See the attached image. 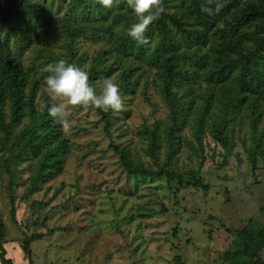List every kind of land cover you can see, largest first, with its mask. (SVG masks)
<instances>
[{
  "label": "rangeland",
  "instance_id": "1",
  "mask_svg": "<svg viewBox=\"0 0 264 264\" xmlns=\"http://www.w3.org/2000/svg\"><path fill=\"white\" fill-rule=\"evenodd\" d=\"M248 1L256 0H167L165 10L194 31L184 40L168 21L183 71L173 88L180 116L171 134L154 63L160 33L149 30L144 54L135 40L133 49H122L118 40L135 21L126 0H114L109 9L94 0H0V61L21 59L30 72L28 88L37 84L39 114L49 106L48 65L61 58L93 74L97 91L105 77L114 79L123 101L105 119L93 105L58 99L67 104L65 123L54 120L56 161L43 171L45 148L14 158L31 124L28 109L9 135L0 130L7 257L29 264L23 252L29 237L34 264H264V251L259 260L233 255L236 230L248 223L264 228V99L231 80L211 82L204 72V58L211 60L223 42L237 40L242 51H252L246 33L264 34L261 21L246 23L239 13ZM30 8L42 22L27 13ZM71 25L86 29L71 37ZM6 112L9 120L8 106ZM214 123L224 125L230 153L214 139ZM153 131L158 138L151 151ZM115 146L134 163L163 166L182 174L183 181L130 174ZM193 176L207 188L195 185Z\"/></svg>",
  "mask_w": 264,
  "mask_h": 264
},
{
  "label": "trees",
  "instance_id": "2",
  "mask_svg": "<svg viewBox=\"0 0 264 264\" xmlns=\"http://www.w3.org/2000/svg\"><path fill=\"white\" fill-rule=\"evenodd\" d=\"M166 5L167 0H162V10L158 18L150 23L145 35L148 37L149 43V30L151 28H156L160 33L159 48L161 52L157 53L154 63L158 65L162 76L164 96L171 113L172 134L178 125L180 116V106L173 92V88L178 84L179 76L183 74V71L178 65L179 55L175 50L178 38L172 32L168 21H173L174 25L181 30V37L184 40L190 39V36L194 35V31L187 29L181 19L169 14L165 10ZM193 8L198 13V19L204 20L205 11L197 4L193 5ZM27 13L33 14L37 22H42L32 8ZM239 13L244 17L246 23L252 24L261 21V25L264 27V0L246 2ZM11 17L17 25H20L21 20L16 17L15 13H12ZM21 27L22 25H20ZM68 29L69 36L73 37L75 33L84 32L86 28L82 25H71L68 26ZM11 31L12 29L8 31V34ZM245 36L254 43V50L242 51V45L237 40L230 39L227 42H223L220 44L218 50H214V56L211 60L206 59V57L204 58L205 62L207 61L208 63L204 70L205 77L211 82L224 83L226 80H231L241 90L254 92L264 99V34L248 32ZM118 44L122 49H133L135 42L127 35V29L120 36ZM147 44L139 45L140 53H145ZM124 76H127V73ZM88 78L89 83L94 86L93 74L90 73ZM30 82V72L25 68L20 58L7 57L0 61V130L4 131L6 135H9L12 128L20 122L28 109L31 124L29 128L23 131L24 141L14 155V158L24 159L28 154H35L39 149L45 148L43 154V160L45 161L41 165L43 171L47 167V162L49 163L51 161L52 163V160H54L52 158L56 154L53 149L55 143L58 141L59 135L56 130L57 124L48 115L47 108L42 114L37 112L35 104L37 84L33 85L32 88H28ZM32 82L36 83L34 80ZM7 106L9 107V120L6 119ZM95 108L102 113L105 119L109 118L108 111L105 112L97 107ZM211 132L214 139L225 147L227 150L226 153H230L232 151V145L224 132V125L214 123L211 127ZM151 136V151H153L158 136L155 131L152 132ZM115 149L120 153L122 164L130 174L157 177L165 176L170 180L178 179V181H183V176L179 172L166 169L163 166L152 168L142 164H136L128 158L123 149H120L118 146H115ZM9 171L12 173L11 169ZM192 180L195 185H202L204 188H207L201 178L193 176ZM236 235L235 243L237 248L233 255L246 257L248 260H259L262 251H264V228L256 227L253 223H248L245 227L236 230ZM6 237L7 226L0 213V261L2 264H15L11 258L7 257V249L5 247ZM31 242L32 240L29 237L24 239L23 252L29 264H34ZM236 264L242 263L237 262Z\"/></svg>",
  "mask_w": 264,
  "mask_h": 264
},
{
  "label": "clouds",
  "instance_id": "3",
  "mask_svg": "<svg viewBox=\"0 0 264 264\" xmlns=\"http://www.w3.org/2000/svg\"><path fill=\"white\" fill-rule=\"evenodd\" d=\"M105 9L112 8L114 0H94ZM128 8L135 15V21L127 28V35L140 45L148 43L145 35L148 26L158 18L162 10V0H126ZM44 84L49 96L48 115L64 124V112L67 104L93 105L102 111L119 112L123 107L120 84L105 77L99 91L89 83L88 73L79 65L63 58L49 64ZM58 99L67 102L57 103Z\"/></svg>",
  "mask_w": 264,
  "mask_h": 264
}]
</instances>
